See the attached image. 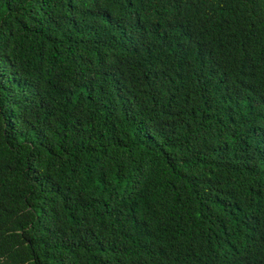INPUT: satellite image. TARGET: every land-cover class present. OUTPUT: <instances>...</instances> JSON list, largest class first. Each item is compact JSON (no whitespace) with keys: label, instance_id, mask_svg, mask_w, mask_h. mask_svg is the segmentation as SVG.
Wrapping results in <instances>:
<instances>
[{"label":"trees","instance_id":"16d2710c","mask_svg":"<svg viewBox=\"0 0 264 264\" xmlns=\"http://www.w3.org/2000/svg\"><path fill=\"white\" fill-rule=\"evenodd\" d=\"M0 264H264V0H0Z\"/></svg>","mask_w":264,"mask_h":264}]
</instances>
